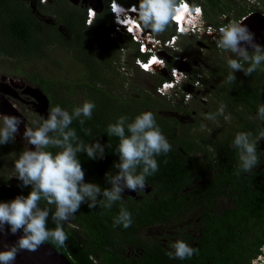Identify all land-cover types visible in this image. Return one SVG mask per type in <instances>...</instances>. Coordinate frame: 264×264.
<instances>
[{
    "label": "trees",
    "instance_id": "obj_1",
    "mask_svg": "<svg viewBox=\"0 0 264 264\" xmlns=\"http://www.w3.org/2000/svg\"><path fill=\"white\" fill-rule=\"evenodd\" d=\"M108 1L104 0L102 10L96 9L93 23L86 25L85 10L77 6L55 7L52 13L59 17L50 24L40 21L22 0H0V56H43L46 40L69 49L84 68V77L73 84L38 73L26 78L49 95L51 108L59 105L71 113L86 100L95 103L92 118L83 127L79 120L69 126L86 144L99 140L110 145L104 158L93 160L86 152L78 154L86 182L107 188L110 185L106 173L119 171L114 167L119 162V138L108 136L106 130L121 116H127L131 122L149 108L172 145L169 153L156 157L158 171L146 178L151 186L149 192L136 199L125 196L111 209L99 204L89 208L87 202L83 203L64 224L68 236L65 245L47 242L64 253L72 264H251L264 250V138L258 142L260 164L251 173L237 174L238 151L232 144L237 132L247 131L258 137L264 131V121L257 113L258 106L264 104V70L258 69L251 76L237 71L235 82L225 79L217 85L224 112L231 117L227 133L218 137L196 135L182 126L186 133L182 136L176 129L178 121L157 114L149 95L126 92L123 96L114 92V84H124L112 65L115 49L106 36L93 32L98 31V25L111 20ZM118 1L139 4V0ZM189 1L201 5L205 21L214 26H219L215 17L228 12L227 7L233 3V0H207L206 6L200 0ZM36 3L44 9L45 4L39 0ZM58 24L68 30V37L58 29ZM169 27L174 30L172 23ZM159 79L157 84L164 77L159 75ZM72 88L82 96L78 101L71 98ZM84 128L91 129V134H85ZM0 147L20 153L24 150L16 141ZM48 150L54 154L60 151L55 147ZM141 170L142 167L137 172ZM30 191L31 187L13 185L0 177V202L27 196ZM121 205L132 214L133 222L127 229L114 226ZM44 206L41 201V207ZM156 226L160 228L158 234L145 233ZM48 227H55L50 217ZM177 240L198 249L197 254L185 260L171 259L168 252L174 251L170 246Z\"/></svg>",
    "mask_w": 264,
    "mask_h": 264
},
{
    "label": "clouds",
    "instance_id": "obj_2",
    "mask_svg": "<svg viewBox=\"0 0 264 264\" xmlns=\"http://www.w3.org/2000/svg\"><path fill=\"white\" fill-rule=\"evenodd\" d=\"M185 10L189 13L182 17L184 22L199 24L200 30L204 31L203 24L206 21L203 9L189 6L186 0H139L138 6H132L129 12L137 15L144 28L162 33L177 13ZM120 14H124L125 18L127 16V10L122 6L116 13L118 24L122 23ZM218 31V47L231 54L227 63L232 71L226 78L227 82L236 81L237 71L251 76L258 69L264 70V46L256 42L255 33L243 20L229 22ZM245 63L248 64L246 68ZM173 65L175 62L167 63L162 70L169 71ZM95 107L93 101L86 100L70 113L56 105L50 108L47 118L34 120L31 126L25 124L20 116L0 114V145L15 143L20 125L24 124L23 140L26 147L14 161V177L22 181L23 187L31 186L27 196L18 195L11 201L0 202V231L10 230L13 235L21 231L23 233L16 243L0 251V264H14L21 251L35 252L47 241L64 246L68 239L64 224L75 216L83 203L87 202L89 208L99 204L111 209L116 202L121 201L126 188L144 191L146 178L158 171L156 157L171 151L172 145L158 126L153 112L144 111L131 122L127 116H121L115 123H110L106 130L108 136L119 138V162L114 164L119 171L115 175L106 173V182L110 187L102 188L97 183L86 182L78 154L86 152L87 157L93 160L104 158L105 149L110 145H103L99 140L86 144L69 126L74 120H79L83 127L86 120L92 118ZM223 112L224 106L221 105L216 114L209 113L206 118L215 120ZM257 113L258 118L264 121V104L258 106ZM83 130L85 134H91V129ZM262 138L264 131H260L258 137H253L247 131L236 133L232 146L238 151L237 174L241 171L251 173L260 164L257 149ZM29 145L34 146V150ZM50 147L59 148L60 151L54 154L48 150ZM141 167L142 170L137 172ZM41 201L46 206L41 207ZM53 205L54 210L49 207ZM49 217L54 228L48 227ZM132 222L131 212L121 205L119 214L114 218V226L122 225L127 229ZM170 247L174 250L168 252L171 259L185 260L198 252L184 240H177Z\"/></svg>",
    "mask_w": 264,
    "mask_h": 264
},
{
    "label": "rangeland",
    "instance_id": "obj_3",
    "mask_svg": "<svg viewBox=\"0 0 264 264\" xmlns=\"http://www.w3.org/2000/svg\"><path fill=\"white\" fill-rule=\"evenodd\" d=\"M22 1L42 22L50 24L51 22L56 23V16L59 17V15L52 13V10L55 7L67 8L70 4L68 1L53 0L50 3H54L45 5L43 7L44 9L41 10L37 7L36 0ZM101 1L102 7L99 6L96 0H93V3L97 7H100L99 10H102L105 4L104 0ZM200 1L204 4L207 2V0ZM89 6L93 7L92 5H88L87 8ZM227 9L229 10L228 12L220 13L215 17V21L219 22V26H224L232 21L242 20L249 13L264 14V0L250 2L246 0H233V3ZM95 13L97 14V10ZM206 23L214 27L212 23L207 21ZM57 27L60 28L59 30L64 29V26L61 24H58ZM97 27L98 31H93L94 35L98 36L100 33L103 34L115 49L116 56L112 58L114 59L112 65L115 68L117 77L122 81V84L124 83L123 86L118 85L119 83L114 84V92L120 93L123 96L126 92H130L134 96L138 94L149 95L153 99V107L157 114L164 117H174L178 121L179 124L176 125V129L182 136L186 135L182 126H186L190 133L196 135L210 134L213 137H218L223 133H227L226 131L229 130L228 123L231 122V117L226 115L225 112H223V115H217L215 120L206 118L209 113L216 114L220 106L223 105L221 98H219L220 91L217 89V85L225 81L226 77L232 71L227 63L231 54L218 47V34L213 37L205 34L178 36L176 52L184 61L179 60V63L175 64L185 72L186 82L179 90L169 91L167 95L162 96L156 92V87L160 80L159 75H162L164 77L163 80H165L168 78V71L165 69L161 73H148L139 70L134 65V59L138 55L135 44L130 42L124 35L112 37L110 33L114 27L111 21L104 25H98ZM99 29L101 32H99ZM64 34L67 37L69 36V32H64ZM151 34L156 38L165 40L173 34V31L170 27H167L162 33H154L151 31ZM71 54L72 52L69 49H65L63 46L55 43L51 44L45 40L43 56L9 57L1 54L0 76L8 83H13L20 88L31 84L26 78V75L31 73H38L46 78L73 84L78 79L84 77V68L72 57L73 54ZM167 62L168 64H174L172 56L167 58ZM122 69L125 71H122ZM31 85L36 87V85ZM69 93L72 100L78 101V98H82L77 89L72 88ZM182 93L184 95L189 94L188 100L184 99L185 96H182ZM17 111L25 115L30 122L36 120L30 109L26 110L23 105H17ZM144 111L151 110L145 108L143 109ZM16 140L25 149L26 145L23 140V134L19 133ZM19 154L20 152L16 149H4L0 147V177L7 179L10 184L22 187V181L14 177V161L18 158ZM158 232H160V228L157 226L148 228L145 231L147 235L158 234ZM251 264H264V250L262 255L254 259Z\"/></svg>",
    "mask_w": 264,
    "mask_h": 264
},
{
    "label": "built area",
    "instance_id": "obj_4",
    "mask_svg": "<svg viewBox=\"0 0 264 264\" xmlns=\"http://www.w3.org/2000/svg\"><path fill=\"white\" fill-rule=\"evenodd\" d=\"M44 2L45 0H40ZM248 2L255 0H246ZM189 6H199L197 4H191L189 0H186ZM120 6H122L125 10H127V16L125 18L124 14L119 15V19L122 23H117V15L119 13ZM132 6H136L134 4H124L117 0H109L107 3V8L111 14V22L113 24L114 29L111 30V36L116 37L117 35H124L130 42L135 44V49L138 55L134 59V65L142 71L148 73H161L162 67L167 65V58L172 56L175 63H179V60L184 61V59L180 58V55L177 54L176 50V42L177 38L180 35H207L209 37H213L216 34L219 35V28L222 27H213L207 25V23L203 24L204 31L200 30L199 24H187L184 22L182 17L188 14V11H183L184 13L176 15L175 19L171 22L173 25V34L166 38L165 40H161L160 38H156L151 34V29L144 28L138 21L137 15L135 13H130L129 11L132 9ZM95 7L89 6L85 9V24L91 25L96 15ZM196 13H192L194 15ZM250 14V13H249ZM246 17V16H245ZM185 33H181V32ZM171 49V50H169ZM158 50H160L158 52ZM168 50V55H167ZM167 55V56H166ZM155 63L154 69H152L151 63ZM122 71H125L122 69ZM181 76V80H180ZM180 80V81H179ZM179 81V82H178ZM186 82L185 72L180 69L177 64L173 65L168 71V78L162 80L156 87V92L162 96L167 95L169 91H176L181 88V86ZM184 94L182 93V96ZM184 99L188 100L189 94L184 95Z\"/></svg>",
    "mask_w": 264,
    "mask_h": 264
},
{
    "label": "water",
    "instance_id": "obj_5",
    "mask_svg": "<svg viewBox=\"0 0 264 264\" xmlns=\"http://www.w3.org/2000/svg\"><path fill=\"white\" fill-rule=\"evenodd\" d=\"M76 3V0H69ZM99 3V6L102 7V1L96 0ZM85 8V6H84ZM249 29L255 33L256 42L261 44V40L264 39V14L259 13H250L242 19ZM251 50V49H249ZM30 90L34 91V96L38 101L34 106V111L39 114L41 118H46L49 115V100L46 94L39 87H30ZM12 108V112L14 111ZM15 112L13 115H15ZM25 127L20 125V133L23 134ZM33 147V146H32ZM151 186L146 184L144 192H149ZM123 195H130L136 197V191L130 189H125L122 193ZM22 231L13 235L10 230L0 231V251L6 250L8 245H12L17 242L19 237L22 235ZM14 264H72L69 259L52 246L50 243L45 242L39 247L35 252L32 251H21L14 261Z\"/></svg>",
    "mask_w": 264,
    "mask_h": 264
},
{
    "label": "flooded vegetation",
    "instance_id": "obj_6",
    "mask_svg": "<svg viewBox=\"0 0 264 264\" xmlns=\"http://www.w3.org/2000/svg\"><path fill=\"white\" fill-rule=\"evenodd\" d=\"M51 1H53V0H45L43 4L50 5V4L54 3V2L50 3ZM66 1H68L70 3V5L77 6L82 10H85L88 5H92V6L96 7V9L100 8V7H97L93 3V0H76L77 1L76 3L71 2L69 0H66ZM84 6H85V8H84ZM51 23H53V22H51ZM58 29H60V28L58 27ZM62 30H60V31L63 33L68 32V30H66L65 28ZM261 43L264 45V39L261 40ZM31 84L36 85V87H39L37 84H34V83H31ZM31 84H27L26 87L23 86L22 88H20V87L14 85L13 83H8L7 81H5L2 78V76H0V114L13 115L14 111H16L15 115L20 116L25 121L26 124L31 126L32 122L28 121V118L25 115H22L20 112L17 111V105H23V106H25L26 110L30 109V111L32 112V115L36 118V120L40 119L41 117L39 116V114L34 111V106H35V104L38 103V101L36 100V98L34 96L35 92L29 89L30 87H34ZM42 91L46 94V96L49 100V111H50V108H51L50 97L44 90H42ZM12 108H15V109H13L14 110L13 112H12ZM22 125L24 126V124H22ZM16 142H18V141L16 140ZM30 147H32V146L30 145ZM33 150H34V146H33ZM113 175H115V174H113ZM144 193H146V192H144V191L136 192V197H132L130 195H123L122 194V198H124L125 196H128V197H131L133 199H136L138 197H141ZM54 207L55 206L53 205L52 208H54Z\"/></svg>",
    "mask_w": 264,
    "mask_h": 264
},
{
    "label": "bare ground",
    "instance_id": "obj_7",
    "mask_svg": "<svg viewBox=\"0 0 264 264\" xmlns=\"http://www.w3.org/2000/svg\"><path fill=\"white\" fill-rule=\"evenodd\" d=\"M182 13H184L183 11H180L179 13H178V15H180V14H182ZM151 65H152V69H154V67H155V63H151Z\"/></svg>",
    "mask_w": 264,
    "mask_h": 264
},
{
    "label": "crops",
    "instance_id": "obj_8",
    "mask_svg": "<svg viewBox=\"0 0 264 264\" xmlns=\"http://www.w3.org/2000/svg\"><path fill=\"white\" fill-rule=\"evenodd\" d=\"M204 15V14H203Z\"/></svg>",
    "mask_w": 264,
    "mask_h": 264
}]
</instances>
